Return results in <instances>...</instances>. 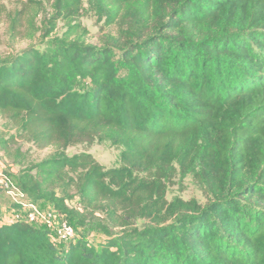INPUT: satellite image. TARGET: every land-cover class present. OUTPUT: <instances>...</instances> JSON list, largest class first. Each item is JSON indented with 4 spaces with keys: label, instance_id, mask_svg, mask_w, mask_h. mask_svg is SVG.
I'll return each instance as SVG.
<instances>
[{
    "label": "trees",
    "instance_id": "trees-1",
    "mask_svg": "<svg viewBox=\"0 0 264 264\" xmlns=\"http://www.w3.org/2000/svg\"><path fill=\"white\" fill-rule=\"evenodd\" d=\"M4 1L0 22L31 41L0 55V152L19 167L4 174L78 236L7 221L20 205L0 183V264H264V0ZM20 141L53 152L33 161ZM96 141L118 166L67 153ZM179 175L204 204L168 199Z\"/></svg>",
    "mask_w": 264,
    "mask_h": 264
},
{
    "label": "rangeland",
    "instance_id": "rangeland-1",
    "mask_svg": "<svg viewBox=\"0 0 264 264\" xmlns=\"http://www.w3.org/2000/svg\"><path fill=\"white\" fill-rule=\"evenodd\" d=\"M44 2V12H50V0H40ZM5 5L10 10L21 9V5L19 6L20 0H5ZM18 7V8H16ZM85 9L83 10L80 21L89 29V38L93 43H98L99 38L103 34V30H101V23L97 22V17L93 11L88 8V5L84 4ZM44 12L40 14L38 18V22H42V18H44ZM10 21L6 19V17H2V21L0 22V55H5L8 53H17L28 46L31 43L28 39L17 38L13 39L9 32ZM65 30V26L62 22L58 23L56 28L57 34L61 35ZM111 30V32H115L116 28H108L106 31ZM33 43H37L34 41ZM4 119L0 115V129H3ZM20 144L23 146V149L26 150L30 159L33 161H39L50 155L53 152V148H45L38 149L33 144L20 141ZM82 151H87L91 153L101 164L109 167L118 166L120 163V149L111 146L108 142H99L96 141L93 144H78L72 146L67 149V153L69 155H73ZM0 168L3 171H9L12 175L16 173L19 169L18 166L12 165L9 160L0 152ZM175 196H179L183 199H197L201 203L206 202V196L199 184L195 182V180L191 176L181 177L180 175L176 177L174 182L168 188V199L171 200ZM9 214V213H8ZM7 218V217H6ZM12 218V217H11ZM11 218L7 219L11 221ZM139 226H143L145 222L143 220H139L137 222ZM90 236L91 239L97 243L103 242L105 236L101 232H97L92 227H83L80 230V236Z\"/></svg>",
    "mask_w": 264,
    "mask_h": 264
},
{
    "label": "built area",
    "instance_id": "built-area-1",
    "mask_svg": "<svg viewBox=\"0 0 264 264\" xmlns=\"http://www.w3.org/2000/svg\"><path fill=\"white\" fill-rule=\"evenodd\" d=\"M0 183L5 186L7 194L12 200L20 205L12 210L4 208L6 220L12 217L11 221L24 220L33 225L45 227L50 230L54 240L59 243H68L78 236V229L51 205L30 203L14 181L5 176L2 168H0Z\"/></svg>",
    "mask_w": 264,
    "mask_h": 264
},
{
    "label": "crops",
    "instance_id": "crops-1",
    "mask_svg": "<svg viewBox=\"0 0 264 264\" xmlns=\"http://www.w3.org/2000/svg\"><path fill=\"white\" fill-rule=\"evenodd\" d=\"M42 205L47 206L48 204H46V203H42Z\"/></svg>",
    "mask_w": 264,
    "mask_h": 264
}]
</instances>
